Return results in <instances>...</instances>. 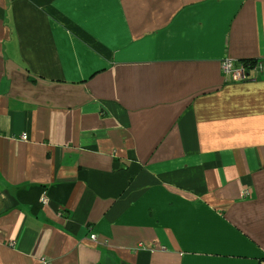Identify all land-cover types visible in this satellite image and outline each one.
Returning a JSON list of instances; mask_svg holds the SVG:
<instances>
[{"label":"crops","instance_id":"0c3cea01","mask_svg":"<svg viewBox=\"0 0 264 264\" xmlns=\"http://www.w3.org/2000/svg\"><path fill=\"white\" fill-rule=\"evenodd\" d=\"M0 264H264V0H0Z\"/></svg>","mask_w":264,"mask_h":264},{"label":"built area","instance_id":"2783aa9c","mask_svg":"<svg viewBox=\"0 0 264 264\" xmlns=\"http://www.w3.org/2000/svg\"><path fill=\"white\" fill-rule=\"evenodd\" d=\"M257 61L258 60H256V64L252 66V70H249L245 63L236 62L226 58L221 61V71L225 78L234 82L246 81L249 80L257 70H262V65ZM21 138L25 140L26 136H22ZM95 239L96 237L92 236V240Z\"/></svg>","mask_w":264,"mask_h":264},{"label":"trees","instance_id":"16d2710c","mask_svg":"<svg viewBox=\"0 0 264 264\" xmlns=\"http://www.w3.org/2000/svg\"><path fill=\"white\" fill-rule=\"evenodd\" d=\"M238 62L245 63V65L248 66L249 70H252V66L254 64H256V60H254V59H244V60L238 61ZM257 62H259V61H257Z\"/></svg>","mask_w":264,"mask_h":264}]
</instances>
